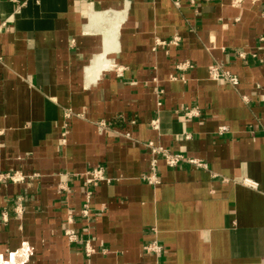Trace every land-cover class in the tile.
Here are the masks:
<instances>
[{
	"label": "crops",
	"instance_id": "1",
	"mask_svg": "<svg viewBox=\"0 0 264 264\" xmlns=\"http://www.w3.org/2000/svg\"><path fill=\"white\" fill-rule=\"evenodd\" d=\"M0 25V175L38 174L0 180V264H264V0H0ZM149 141L205 166L150 184Z\"/></svg>",
	"mask_w": 264,
	"mask_h": 264
},
{
	"label": "built area",
	"instance_id": "2",
	"mask_svg": "<svg viewBox=\"0 0 264 264\" xmlns=\"http://www.w3.org/2000/svg\"><path fill=\"white\" fill-rule=\"evenodd\" d=\"M254 1H259V0H254ZM6 28H7L6 25H0V33H2ZM258 41L260 44V48L264 47V34H262L259 37ZM178 42H179L178 37H175L171 41V43H173V44H177ZM240 56L243 58H246L247 55H246V53L241 52ZM190 67H191V64L189 62H184V63L178 64L176 66V69L178 72H180V71L182 72V71L187 70ZM208 73H209V78L212 80L224 81V82H227L233 86H237L239 84L238 76H236L232 72L224 69L220 64L210 65L208 68ZM179 75L173 74L170 77H171V79H177L179 77ZM181 78L183 79V76H181ZM160 103L161 102H159V104ZM184 115L192 116L195 114L192 111H187V112H185ZM196 115H198V114L196 113ZM70 117H71V111L69 110L66 112L65 118L68 119ZM155 122H154V125H155ZM134 123H135V121H131L130 124L132 125ZM99 126H100V128H103L105 126V123L100 122ZM67 129H68V123H65L64 129L62 132V142L63 143L66 142ZM224 129L225 128H222V130H224ZM123 134L128 136V137H130V135H131V133L129 131H123ZM147 147L149 148V151L152 155V158H151V174L145 175L143 178H145V180L148 183L153 184V185H158L161 182V180L158 176V173H157V164H158V159L160 157H162L165 160L166 164L170 167L177 166L181 161H188V162L193 163L199 167L205 166V164L198 159H189L181 153H173V152L169 151L168 149H166L165 147L154 143L153 141H149L147 143ZM82 175L85 178V184H86L85 202L83 205L82 212H83L84 216H87L89 211H90V202H91V197L93 195L94 187L99 185L100 182H102V181L110 182L112 179L107 176L106 171L103 167H94V168L87 169L86 171H84L82 173ZM37 176H38V174H35V173L32 175H29V174L24 173L23 171L17 170V171H11L8 173L1 174L0 180H10L14 183H22V182H25L29 179L37 178ZM245 182L248 184L256 185V183L254 184V182H251L248 179H245ZM65 234H66L68 241L70 243H75L78 241V235L76 234L75 230L72 229L71 227L66 229ZM145 249L149 252H154L157 254L162 252V246L159 245L155 241L147 244L145 246Z\"/></svg>",
	"mask_w": 264,
	"mask_h": 264
},
{
	"label": "bare ground",
	"instance_id": "3",
	"mask_svg": "<svg viewBox=\"0 0 264 264\" xmlns=\"http://www.w3.org/2000/svg\"><path fill=\"white\" fill-rule=\"evenodd\" d=\"M106 16H107V15H106ZM106 16H105V17H106ZM114 17H115V14H114ZM120 17H121V16L118 17V15H117V17H116L115 20H117V18H120ZM103 18H104V17H103ZM106 18H107V17H106ZM107 20H108V19H107ZM110 20H111V18H110ZM113 21H114V20H113ZM113 21H112V22H113ZM118 21L120 22V19H119ZM118 21H116L115 24H117ZM112 22H111V23H112ZM119 22H118V24H119ZM115 24L113 23V25H115ZM101 26H102V25H101ZM113 40H114V39H113ZM111 42H112V40H111ZM111 42H110V43H111ZM114 43H115V40H114ZM109 45H110V44H109ZM113 45H115V44L112 43V47H111V48H114ZM115 46H116V45H115ZM106 47L108 48V45H107ZM109 47H110V46H109ZM111 53H112V52H111ZM97 55H98V54H97ZM97 55H96V56H97ZM105 55H106V53H105ZM107 55H108V54H107ZM101 59H103V58H102V55L99 56V57H97V58L94 60V62L92 63V65L89 67V71H90V70L93 71L94 69H96V67H99L100 64H101V66H102L103 69L106 68V67H109V66H110V63H109L110 61H109V62L104 61V63H103L102 61H103L104 59H103V60H101ZM101 62H102V63H101ZM99 68L101 69V67H99ZM99 72H100V70L98 71V73H99ZM92 76H93V75H92ZM93 77H95V76H93ZM89 78H90V77H88V79H89Z\"/></svg>",
	"mask_w": 264,
	"mask_h": 264
}]
</instances>
